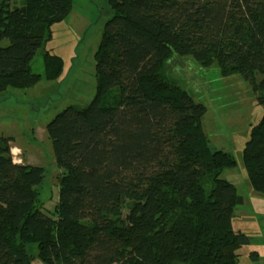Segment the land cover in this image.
<instances>
[{"label":"trees","instance_id":"16d2710c","mask_svg":"<svg viewBox=\"0 0 264 264\" xmlns=\"http://www.w3.org/2000/svg\"><path fill=\"white\" fill-rule=\"evenodd\" d=\"M73 4L0 0V92L61 76L63 59L47 43ZM109 4L94 99L46 126L62 169L55 212L40 207L45 167L17 163L12 139L0 138V264H33L30 244L44 264H238L250 242L233 224L244 196L221 178L237 161L210 146L207 106L170 69L186 56L218 64L221 76L249 82L264 109V0ZM243 162L264 194V113Z\"/></svg>","mask_w":264,"mask_h":264},{"label":"rangeland","instance_id":"374dc122","mask_svg":"<svg viewBox=\"0 0 264 264\" xmlns=\"http://www.w3.org/2000/svg\"><path fill=\"white\" fill-rule=\"evenodd\" d=\"M20 1L16 0V4H20ZM105 1L110 8L109 0ZM97 4L99 6L98 2ZM95 9V3H83L75 11L77 14L93 12ZM74 15L72 21L62 22V25L68 24L66 27L61 26L57 30L51 41L56 48L47 46L63 59L61 76L56 79L42 76L29 87H9L0 92V138L12 139V154L17 163L45 167L46 177L40 190V207L49 214L55 212L59 201L58 175L62 169L56 164L52 138L46 126L67 106H84L94 99L97 84L95 53L105 28L106 16L103 15L93 25L96 29L92 28L91 32L82 28L69 30V26L73 28L79 24L82 27L93 20L82 16L76 19ZM57 24L53 26V30L61 23ZM34 68L43 72L40 56L37 57ZM170 70L197 102H203L207 106L202 120L210 146L231 153L237 161L236 166L222 171L221 178L233 182L242 195L249 196L247 188L250 181L243 162V150L252 127L264 113L257 99V91L241 75L221 76L218 64L205 67L192 56L174 58ZM204 185L210 190L211 180H206ZM127 201L128 199H123L124 203ZM252 209V212H246L247 216L243 211L238 213L237 210L233 224L236 229L246 230L254 244H260L264 240V203ZM29 252L33 257V264H44L38 256L37 244H30ZM242 258L243 256L240 264H245Z\"/></svg>","mask_w":264,"mask_h":264},{"label":"crops","instance_id":"0c3cea01","mask_svg":"<svg viewBox=\"0 0 264 264\" xmlns=\"http://www.w3.org/2000/svg\"><path fill=\"white\" fill-rule=\"evenodd\" d=\"M96 1L99 3V6H98ZM83 3H85V4L86 3L87 4L95 3L96 4V9L93 12L84 11V12H80V13L76 14L75 9L78 8V6L83 4ZM108 9H109V7L106 4L105 0H74L73 8H72L69 16L67 17V19L65 21H67V20H71L72 21L73 19H71V18H72V16L74 14H76V15H74L76 19L77 18L80 19V17L82 16V17H85V18H93V20L91 22H87V24L85 26L80 27V25L77 24L73 28H71L69 26L68 29L74 31V30H81V28H82L83 30L87 29L88 31L91 32L92 28L96 29V27H93V25H95L96 23L99 22L100 18L103 17V13L105 11H107ZM60 23H59L60 25L55 30H53V38L57 34V30H59V28H62L61 26H65L66 27L68 25V24L62 25L63 23L62 22H60ZM65 27H63V28H65ZM53 38L47 43V46L49 48H51V49H55L56 48L54 44H51V41H53ZM248 187L249 188H247V189H248L249 196H246L245 194L243 195L244 196V203L240 206L241 209L238 210V213L240 211H243V213L246 216H247L246 212H252L253 211V209H252L253 207H258V205H260V203L261 204L264 203V197H262V193H259L256 190H254L253 187L251 186V183L248 185ZM261 198H262V200H261ZM260 201H262V202H260ZM243 207H248L250 209H243ZM237 229H240V230H243V231L247 232L243 228H237ZM247 234H248V232H247ZM262 235H263V238H264V234H262ZM240 250H243V252H241ZM240 250H239L240 255H239V263L238 264L241 263V261H240L241 260V256H243L242 259H243V262L245 264H264V240L260 244H254L253 240L250 238V242L248 244L244 245L243 247H241Z\"/></svg>","mask_w":264,"mask_h":264}]
</instances>
